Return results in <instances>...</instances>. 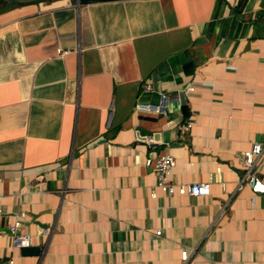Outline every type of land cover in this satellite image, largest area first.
Returning a JSON list of instances; mask_svg holds the SVG:
<instances>
[{"label":"crops","instance_id":"1","mask_svg":"<svg viewBox=\"0 0 264 264\" xmlns=\"http://www.w3.org/2000/svg\"><path fill=\"white\" fill-rule=\"evenodd\" d=\"M236 1L0 12L1 264H264L262 198L236 187L253 141L264 177V0ZM158 153L207 193L149 196ZM18 211L34 254L11 240Z\"/></svg>","mask_w":264,"mask_h":264},{"label":"built area","instance_id":"2","mask_svg":"<svg viewBox=\"0 0 264 264\" xmlns=\"http://www.w3.org/2000/svg\"><path fill=\"white\" fill-rule=\"evenodd\" d=\"M57 52L64 53L65 50L57 49ZM150 85L145 83L144 88H149ZM193 84L188 83L181 93H185L187 90H191ZM141 104L136 103L135 107H139ZM187 124V123H186ZM261 128L264 130V118L261 120ZM261 145L253 141L250 145L241 151V159L243 166V174L238 179L236 187L240 188L242 184H246L251 192L259 194L264 204V177H260L255 174L253 163L255 157L260 153ZM145 163L151 162L152 170L154 172V182L152 188L149 190V196H154L155 191L159 190L164 194H187V195H199L207 193V183L205 181H192L188 183H175L168 179V174L173 166V157L169 153H158L153 157L145 158ZM24 216L23 211H18L12 215L11 222L9 224V231L11 240L17 242L19 246L27 245V238L25 235L17 231V227L20 224V219ZM154 234L159 233V229H154ZM181 259L186 258V251L181 249L179 252ZM1 264V263H0ZM3 264H12L11 257H8Z\"/></svg>","mask_w":264,"mask_h":264},{"label":"trees","instance_id":"3","mask_svg":"<svg viewBox=\"0 0 264 264\" xmlns=\"http://www.w3.org/2000/svg\"><path fill=\"white\" fill-rule=\"evenodd\" d=\"M14 0H0V12L9 8L10 6L14 5L15 3L13 2ZM245 0H237L236 1V9H239ZM184 114H186V110L184 107H182Z\"/></svg>","mask_w":264,"mask_h":264},{"label":"water","instance_id":"4","mask_svg":"<svg viewBox=\"0 0 264 264\" xmlns=\"http://www.w3.org/2000/svg\"><path fill=\"white\" fill-rule=\"evenodd\" d=\"M20 251L24 254L36 253L37 248L35 245L20 246Z\"/></svg>","mask_w":264,"mask_h":264}]
</instances>
